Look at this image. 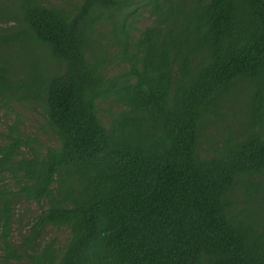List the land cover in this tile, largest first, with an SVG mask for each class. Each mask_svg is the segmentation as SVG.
<instances>
[{
	"label": "trees",
	"instance_id": "16d2710c",
	"mask_svg": "<svg viewBox=\"0 0 264 264\" xmlns=\"http://www.w3.org/2000/svg\"><path fill=\"white\" fill-rule=\"evenodd\" d=\"M14 102L56 145L3 135L6 264H264V0H7ZM23 203L39 214L15 244Z\"/></svg>",
	"mask_w": 264,
	"mask_h": 264
},
{
	"label": "rangeland",
	"instance_id": "374dc122",
	"mask_svg": "<svg viewBox=\"0 0 264 264\" xmlns=\"http://www.w3.org/2000/svg\"><path fill=\"white\" fill-rule=\"evenodd\" d=\"M53 1V0H52ZM7 0H0V5L5 4ZM148 24L145 16L140 20L138 27H145ZM37 72L44 73L49 64L40 60L37 63ZM16 66L22 69H29L27 64L21 59H18ZM17 71V70H15ZM107 110L106 107H104ZM15 126L18 130L27 137L36 138L44 147H53L56 145L54 137L50 134L42 110L38 106H32L29 103L11 104L10 109H3L0 111V145L5 142L3 135L7 134V128ZM15 213L16 221L12 228V241L17 244L20 242L21 236L26 231V223L30 221L32 216L39 214V207L35 203H23L16 207ZM19 217V220L17 218ZM68 236L67 231L64 229H52L48 233V238L56 237L58 242H63ZM3 253L0 250V264H6L3 260ZM8 264H28L25 261L18 262L11 260Z\"/></svg>",
	"mask_w": 264,
	"mask_h": 264
}]
</instances>
